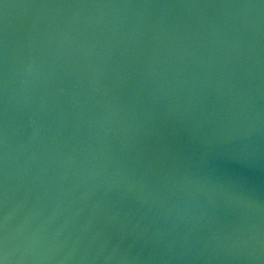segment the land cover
<instances>
[{
  "label": "water",
  "instance_id": "water-1",
  "mask_svg": "<svg viewBox=\"0 0 264 264\" xmlns=\"http://www.w3.org/2000/svg\"><path fill=\"white\" fill-rule=\"evenodd\" d=\"M0 264H264V0H0Z\"/></svg>",
  "mask_w": 264,
  "mask_h": 264
}]
</instances>
